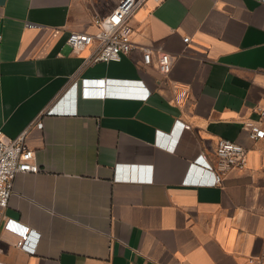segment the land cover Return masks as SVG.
Segmentation results:
<instances>
[{"label":"crops","instance_id":"0c3cea01","mask_svg":"<svg viewBox=\"0 0 264 264\" xmlns=\"http://www.w3.org/2000/svg\"><path fill=\"white\" fill-rule=\"evenodd\" d=\"M119 2L0 0V130L29 128L41 167L14 179L0 264H264V139L242 125L264 106V2L146 0L130 20L138 47L119 61L68 43ZM85 78L110 95L83 96ZM53 106L76 113L44 114ZM221 138L249 151L217 185L193 161H213ZM6 218L38 232L25 248Z\"/></svg>","mask_w":264,"mask_h":264},{"label":"built area","instance_id":"2783aa9c","mask_svg":"<svg viewBox=\"0 0 264 264\" xmlns=\"http://www.w3.org/2000/svg\"><path fill=\"white\" fill-rule=\"evenodd\" d=\"M146 0H120L117 7L107 15L95 14L94 24L98 26L96 34L88 32L73 31L68 37V43L75 49L97 44V52L91 59L93 62H111L119 61L125 54L131 53L138 46L133 40L134 28L131 25V18L135 12L144 4ZM264 2V0H261ZM190 37H185L184 41L188 42ZM144 52V63L151 64L153 52L147 47L142 48ZM159 69L163 74H168L172 69V55L167 52H161L158 55ZM89 84L103 85L106 84L103 79L82 80L83 96H104L110 95L106 90H90ZM78 82L73 86L77 87ZM144 90V87L143 89ZM117 95L134 96L145 98L149 92L140 91L129 94ZM73 109L53 106L44 111L47 115H68L75 114ZM259 117L257 119H247L242 121L244 130L252 142L264 139V106L258 108ZM32 126L42 129L44 122L39 117ZM31 126V127H32ZM29 128L22 132L16 138H9L0 130V222L5 219V210L9 206L10 198L14 191V179L20 173H37L41 170L40 164L36 161L35 150L26 145V137ZM248 148L237 141L221 138L215 148V158L213 161L206 158L205 155H199L193 162L200 164L207 170L214 173L215 183L221 185L226 174L233 170H243L246 167ZM127 181H152L151 178L140 177H117ZM4 229L18 236L17 246L25 248L36 230L23 225L21 222L6 218ZM2 232H0V238Z\"/></svg>","mask_w":264,"mask_h":264},{"label":"water","instance_id":"95a60500","mask_svg":"<svg viewBox=\"0 0 264 264\" xmlns=\"http://www.w3.org/2000/svg\"><path fill=\"white\" fill-rule=\"evenodd\" d=\"M107 83V82H106Z\"/></svg>","mask_w":264,"mask_h":264}]
</instances>
